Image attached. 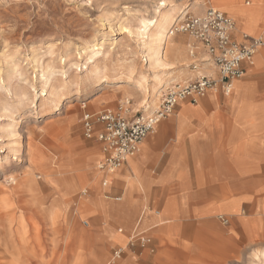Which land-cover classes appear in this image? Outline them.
Returning <instances> with one entry per match:
<instances>
[{
    "label": "rangeland",
    "instance_id": "rangeland-1",
    "mask_svg": "<svg viewBox=\"0 0 264 264\" xmlns=\"http://www.w3.org/2000/svg\"><path fill=\"white\" fill-rule=\"evenodd\" d=\"M158 1L0 0V185L10 190L14 185L5 175L13 171L23 175L30 166L34 167L35 181L34 188L24 186L18 192L17 200L0 202V264H63L64 259L66 264L85 262L83 255L76 254L75 257L74 251L65 250L66 241H72L71 233L75 234L77 228L74 227L70 234L68 232L66 238L64 223L60 221V231L56 233L58 213L51 206L53 203L46 204V200L51 199V191L41 190L40 183L53 186L74 183L77 185V196L82 195L83 190L88 194L98 188L105 200L106 196L108 200L114 198V190L120 188L119 176L115 178L118 171L109 176L100 169L99 165L105 157L104 144L96 137L85 136L84 113L97 114L109 109L128 119L143 116L145 99L150 102L159 95L156 109L161 108L169 90L176 87L175 82L166 86L170 76H180L181 80L191 76L195 78V72H190V69L201 65L200 61L206 56L201 51L196 56L198 59L192 58L189 52L191 45L197 47L198 44L187 33L175 34L174 40L179 43L171 41L168 52L170 65L164 73L144 60L141 38L136 30L140 27L142 14L148 15L146 11H152ZM173 1L190 8L183 16H174L179 25L188 15L226 5L218 4L216 0ZM178 22L172 21L168 27L173 28ZM103 40L106 42L103 51H108L109 55L106 57L101 52L96 64H103L108 78L95 79L91 72L96 64L89 65V69L85 67V50H88L89 44ZM49 43L53 46L50 49L46 47ZM179 50L184 57L178 54ZM130 68H133L132 71H129ZM215 73L216 70L212 72L214 76ZM157 75L161 76V86L156 84ZM250 85L264 86V78L256 77ZM78 86H81L80 94ZM211 94L214 93L210 92L196 103L209 117L214 113V101L203 104ZM183 101L189 103L188 99ZM177 107L161 120L175 117ZM136 110L141 112L135 113ZM19 120L20 123H16ZM33 149L38 166L31 160ZM19 154L20 162L15 161ZM256 177L252 175L251 179ZM104 178L110 180L105 188ZM43 193L48 194L42 196ZM55 193L60 195L59 191ZM239 193L244 192L214 191V200ZM250 193L254 198L250 205L241 202L240 215L214 213V217L204 223L201 239L185 238L172 242L173 246L185 243L190 250H169L170 261L164 263L161 259L155 264H264V208L258 210L254 206L258 202V194L254 191ZM36 196L44 201L35 200ZM54 200L57 202V198ZM32 208L37 209L36 214L30 212ZM220 216L228 218L229 222L224 224ZM41 219H44L42 233ZM21 221L22 225L19 224ZM80 225L88 227L93 236L96 235L92 241L93 250H86L87 254L95 255L96 264H123V254L121 257L114 256L116 249L123 248V252H128L139 245V241L129 238L124 244L117 241L109 243L106 235L100 237L96 234L95 231L102 225L97 213L88 212L82 217ZM178 225L186 232L195 229L189 223ZM30 228L36 234L33 238L36 245L41 246L38 250H29L32 248L29 245L32 241ZM19 241L24 242L21 248L14 245ZM101 241L102 244H99ZM25 252L30 253V259L23 256V261L22 254ZM138 259L124 264H145ZM84 264H92L90 257Z\"/></svg>",
    "mask_w": 264,
    "mask_h": 264
},
{
    "label": "crops",
    "instance_id": "crops-1",
    "mask_svg": "<svg viewBox=\"0 0 264 264\" xmlns=\"http://www.w3.org/2000/svg\"><path fill=\"white\" fill-rule=\"evenodd\" d=\"M216 3L226 4L224 8L219 7L235 20L236 42H245V35L264 40V0H216ZM196 44L197 47L193 44L189 51L196 52L195 55L190 53L195 59L203 50ZM262 46L261 50L257 48L253 64H244L245 74L233 81L230 94L223 91L206 94L214 93L203 104L214 101V113L210 117L202 106L182 101L176 105L175 117L157 124L151 136L143 140L142 149L116 170L120 188L114 190V198L108 200L105 195V200L95 187L96 191L77 196L74 183L59 184L60 187L40 183L41 190L51 191V199L48 198L46 204L53 203L51 206L58 213L56 233L60 231V221L64 223L66 238L68 232L77 228L75 234L71 233L72 241L65 243V250L74 251V256L83 255L85 262L90 257L92 264H96L95 255L86 251L93 250L96 235L80 225L82 217L91 211L99 215L102 224L95 233L100 237L106 235L109 243L124 244L128 238L133 240L141 233L151 238L146 246L139 243L128 252L119 248L123 252V264L137 258L145 264H155L161 259L166 263L170 261L169 250H190L185 243L173 246V241L201 239L204 223L209 222L214 213L240 215L241 202L250 205L254 198L250 192L258 194L254 206L258 210L264 208V86L250 85L256 77L264 78ZM256 72H259L257 76ZM252 175L257 177L251 179ZM107 185L103 183L104 188ZM58 191L59 196L55 193ZM214 191L244 193L223 195L214 200ZM36 211V208L30 210L35 214ZM40 222L42 233L44 219ZM118 223L120 226L115 227ZM179 223H189L195 229L182 231ZM29 235L32 240L29 250H38L41 246L33 239L36 236L33 228ZM29 255V252L23 253L22 260L25 261L23 256L30 259ZM66 263L64 259L63 264Z\"/></svg>",
    "mask_w": 264,
    "mask_h": 264
},
{
    "label": "built area",
    "instance_id": "built-area-1",
    "mask_svg": "<svg viewBox=\"0 0 264 264\" xmlns=\"http://www.w3.org/2000/svg\"><path fill=\"white\" fill-rule=\"evenodd\" d=\"M235 30V20L213 7L202 14L188 15L180 25L178 23L170 30L171 33H187L199 43L206 55L203 62H208L216 70V76L197 74L186 83L176 84L153 116L128 119L109 109L97 114L84 113L85 136L96 137L104 144L105 157L99 165L100 169L114 172L122 167L129 157L140 151L143 140L154 132L160 120L172 112L180 101L188 99L191 103H197L209 91L232 92L233 81L245 74L244 64H253L257 48L264 45L262 38H249L246 35L245 42H236L233 37ZM190 53L195 55L196 52L192 50ZM197 67L195 65L193 68ZM220 219L224 224L229 222L223 216ZM133 240L146 246L151 238L141 233ZM121 253L122 250L117 249L114 256L120 257Z\"/></svg>",
    "mask_w": 264,
    "mask_h": 264
},
{
    "label": "bare ground",
    "instance_id": "bare-ground-1",
    "mask_svg": "<svg viewBox=\"0 0 264 264\" xmlns=\"http://www.w3.org/2000/svg\"><path fill=\"white\" fill-rule=\"evenodd\" d=\"M213 8H217V9L222 10L221 8L216 7V6H214ZM189 9L190 8L187 7V5L181 4V3L173 1V0H159L156 3V5L153 6V10L152 11L151 10H147L146 11L148 15L145 16V15L142 14V16L139 18L140 27L137 30L136 29L135 30H136L137 35L141 38V47H140L141 48V53H142L143 57L145 58L144 60L146 62H148L149 65L154 66L155 67L154 69H157L159 72L164 73L165 69L167 67H169V65H170V62L168 60L169 59V53L168 52L170 51L169 49L171 48V43H172L171 41L174 42L175 41L174 39H175V36H176L175 35L176 33L174 31L172 33L170 32V30L172 28H169L168 26H170L172 21L178 22L177 18L175 19V17H174L175 15H177L179 17L183 16L185 13H187L189 11ZM199 14H202V13H199ZM129 31L133 32L131 29ZM177 42H178V40H177ZM105 43H106L105 40H103L102 42H98L97 41V43H92L91 45L89 44L88 50H85V53H86L85 67L86 68H88L89 65L94 64V63L96 64L98 62L99 54L101 52L104 53L103 50L105 49ZM178 43H176V41H175L174 44L178 45ZM46 47L50 49L53 46L51 45V43H49V44H47ZM174 48H175V46H174ZM261 48H263V46H259L258 50H261ZM176 50H178V49H176ZM104 54H106V57H108L109 52L107 51ZM178 54L181 55L182 57H184V53H182V51L179 50ZM201 59H203V56H202ZM203 61L204 60L200 61L201 65L198 64V67H197L196 70L195 69H190V72H195V75L204 74V73L212 74V72H214V69H212V67H210V64L208 62H205L203 64L202 63ZM102 65H98V66H97V64L95 65L96 68L93 69L92 72H91L93 78H95V79L96 78H100V77H102L104 79L108 78V76L106 74V70H105L104 66H102ZM184 67H186V66H184ZM132 69L133 68H130L129 71H132ZM188 73H189V71H188ZM165 75H167V74H165ZM143 78H145V77H143ZM191 78H192V76H191ZM191 78H188L186 80H181L180 76H176V77L170 76L168 78V82H167L166 86H168V85H170V84H172L174 82L176 84L186 83ZM56 81H57V79H56ZM155 81H156V84H158V86L162 85L161 84L162 83V79H161L160 75L155 76ZM77 90H78V93L80 94L81 91H82L81 90V86H78ZM50 93L53 94V92H50ZM51 96L52 95H50V97ZM158 98H159V95L155 96V98H152L150 102L147 99H145L143 101L142 108L144 107V114H143L144 117L153 116L157 112V110H159V107L156 109V101L158 100ZM54 101L56 102V100H54ZM134 112L138 113V112H141V110H136ZM16 123H20V120L16 121ZM157 126H156V128H157ZM141 149H142V145L140 147V150ZM19 157H20V154L18 155V157L15 158V161H19L20 162L21 159ZM31 160H32L33 164L38 166V158L36 156L35 149H33L32 152H31ZM32 169H34V167L30 166L29 170H27L23 175H20V173L16 172V171H13L9 175H5L6 178H8L11 182H13L14 187H12L10 190H7L2 185H0V202H5V201L11 200V199L12 200L16 199L18 197V192H20L24 188V186H26L28 188H34L35 181H34L33 172H32L33 170ZM115 172L116 171H114V172H105V174H109V176H110L111 173H115ZM109 181L110 180L107 179V178L103 179V183L105 185L109 184ZM8 191H10V192H8ZM85 193H87V192L85 190H83V194H85ZM36 199H37V201H39V200L44 201L41 197H37L36 196L35 200ZM237 214H239V213H231L230 215H237ZM19 224L22 225L23 222L21 221V222H19ZM66 243H69V241L67 240ZM14 245L16 247L21 248V247L24 246V242L23 241H19L18 243H15Z\"/></svg>",
    "mask_w": 264,
    "mask_h": 264
}]
</instances>
